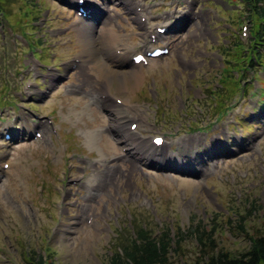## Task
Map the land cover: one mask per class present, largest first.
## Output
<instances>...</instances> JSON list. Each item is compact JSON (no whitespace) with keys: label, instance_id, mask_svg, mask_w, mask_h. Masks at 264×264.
<instances>
[{"label":"rangeland","instance_id":"obj_1","mask_svg":"<svg viewBox=\"0 0 264 264\" xmlns=\"http://www.w3.org/2000/svg\"><path fill=\"white\" fill-rule=\"evenodd\" d=\"M132 2L129 11L118 0H90L83 17L78 0H0V264H29L33 251L54 264H108L117 234L142 224L159 234L168 226L172 236L181 227L174 264L200 257L196 226L214 229L233 254L264 233V46L249 66L245 3ZM98 15L110 24L94 31L107 26L118 42L79 67L86 41L78 28ZM159 27L166 32L155 39ZM157 45L170 51L146 55L137 86L105 68H133L132 55ZM97 95L128 103L124 113L137 118L126 127L143 125L149 143L162 136L159 150L191 171L135 168ZM107 165L116 172L105 185L95 176ZM91 185L99 196L88 197Z\"/></svg>","mask_w":264,"mask_h":264},{"label":"trees","instance_id":"obj_2","mask_svg":"<svg viewBox=\"0 0 264 264\" xmlns=\"http://www.w3.org/2000/svg\"><path fill=\"white\" fill-rule=\"evenodd\" d=\"M241 1L245 3L253 23L250 49H246L248 53L253 52L249 63V66H253L254 61L259 57L261 58L260 48L264 46V0ZM241 218L244 222L245 216L242 215ZM243 222L240 226L245 230L246 226ZM191 231L197 238L200 251V257L192 264H264V233L249 235V247L245 251L233 254L228 250L219 248L214 229L196 226ZM171 233L172 231L168 226L163 234H159L142 224L127 238L118 234L119 237L115 242L116 247H114L108 264H174L170 261L171 252L177 249V245L181 243L185 234L181 227L177 229L175 236H172ZM27 261L29 264H54L52 256L47 258L34 251L27 255Z\"/></svg>","mask_w":264,"mask_h":264},{"label":"bare ground","instance_id":"obj_3","mask_svg":"<svg viewBox=\"0 0 264 264\" xmlns=\"http://www.w3.org/2000/svg\"><path fill=\"white\" fill-rule=\"evenodd\" d=\"M90 0H84V2H87ZM108 1H112V0H108ZM120 4H122L123 6H126L125 8H128L129 11H133L132 9V0H118ZM99 2V1H98ZM117 3V2H115ZM105 7V6H104ZM94 11L96 12V14H98V12L101 10V7H99L98 5H94ZM82 21V20H81ZM103 22V23H109L106 21V18L103 16L98 15V17H96V20L94 23H87L84 22L82 26H79V30L81 32V34L84 37V40L86 41V47L83 46V50H82V54L80 53L81 57L79 58L77 61L79 63V67L83 66V63H89L92 58L101 55L100 52H106V49H111V43H116L118 42L117 40V32L110 30L109 27L105 26L102 28L101 32H100V36L94 31V25ZM160 36V35H159ZM116 50V46H114ZM138 53H135L132 56L137 55ZM143 54V53H142ZM111 55V51L108 53V57H110ZM88 57V59L84 58V57ZM90 57V59H89ZM162 57V55L160 56ZM96 59L95 61L100 59ZM133 60V59H132ZM101 64H105L104 62H100ZM149 62H145V61H141L140 63L136 64L133 61V68L130 69H122V68H113L112 65L108 62L105 64V68L106 70H108V73L110 75L113 76H118V77H122L123 79H125V81H133L130 82L129 86L130 87H134L137 86L139 84L140 81V75H139V70L140 68H142L141 66H144L145 64H148ZM102 64V65H103ZM107 93V92H106ZM109 94V93H108ZM98 98V101H104V103H106V108H110V112L111 114H115L114 117L111 119L110 121V128H116V135L118 136L117 138H119V141L122 142L124 145L127 147V152L128 155L125 156L124 158H126V160L132 162V164L135 166V168L139 167V163L145 162L147 165L157 168V169H167V170H178V171H184L185 173H188V171H191V167L192 165H189V162L187 160H178V157L176 156V159H173V155L172 158L170 156H168V154L166 152L160 151L159 148L157 146H155L153 143H149L148 141H146V139L144 137L141 136L142 131H143V125L142 128L137 127L136 130L132 131L129 128L126 127V122L130 119H136L137 115L135 112L132 111V113L130 114H126L124 113L128 108L126 106H128L126 104L123 105L122 101H118V98L116 99V102L114 103H109V98L107 97L106 100H104V96L102 95H97L96 96ZM121 102V103H120ZM120 103V104H119ZM130 103V102H129ZM122 104V105H121ZM23 125L26 124V122H22ZM43 124V128L44 130L48 131V125L46 126L45 123ZM130 124H133V122H131ZM28 125V124H27ZM39 126V125H38ZM32 130V128H30ZM30 130L29 129H24V132L22 134L28 135L30 134ZM155 137L158 136H154L152 139H154ZM197 139V138H196ZM194 141V140H193ZM192 141V142H193ZM166 142H164L162 144V147L165 145ZM189 143V142H187ZM1 144V143H0ZM198 146V144H196ZM166 151V150H165ZM1 154V152H0ZM207 159V158H206ZM176 160V161H175ZM210 167L207 168H201L199 169L202 170L203 173H206L207 171H209ZM115 172L116 169L114 166H109L107 165L106 168L103 170V175H101L100 173H98L96 177L101 176V179L104 180L105 185L111 183V180L113 177H115ZM94 177L89 179L88 182L92 183V181L95 179ZM86 186L89 187V184L86 183ZM92 186V185H91ZM94 186V185H93ZM92 188L89 190L88 193V197H94V196H99V188L93 189ZM15 192L16 195H18V189L15 188ZM17 197V196H16ZM85 209H89V207H84ZM94 223H98V222H94Z\"/></svg>","mask_w":264,"mask_h":264}]
</instances>
